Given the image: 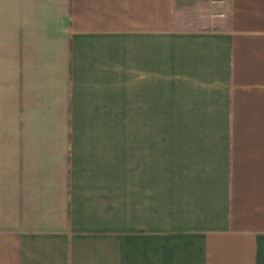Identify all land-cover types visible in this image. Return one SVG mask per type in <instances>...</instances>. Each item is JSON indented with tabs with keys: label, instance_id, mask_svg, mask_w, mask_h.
<instances>
[{
	"label": "crops",
	"instance_id": "obj_1",
	"mask_svg": "<svg viewBox=\"0 0 264 264\" xmlns=\"http://www.w3.org/2000/svg\"><path fill=\"white\" fill-rule=\"evenodd\" d=\"M210 1L0 0V264H264V0Z\"/></svg>",
	"mask_w": 264,
	"mask_h": 264
},
{
	"label": "built area",
	"instance_id": "obj_2",
	"mask_svg": "<svg viewBox=\"0 0 264 264\" xmlns=\"http://www.w3.org/2000/svg\"><path fill=\"white\" fill-rule=\"evenodd\" d=\"M221 1H218V0H211L210 1V5H216V4H220ZM212 16L214 17H220V18H224L226 15L224 13H217V14H213Z\"/></svg>",
	"mask_w": 264,
	"mask_h": 264
}]
</instances>
